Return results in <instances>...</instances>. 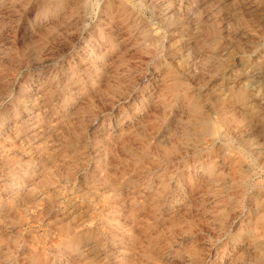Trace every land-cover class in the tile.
<instances>
[{"label":"rangeland","instance_id":"374dc122","mask_svg":"<svg viewBox=\"0 0 264 264\" xmlns=\"http://www.w3.org/2000/svg\"><path fill=\"white\" fill-rule=\"evenodd\" d=\"M0 264H264V0H0Z\"/></svg>","mask_w":264,"mask_h":264}]
</instances>
